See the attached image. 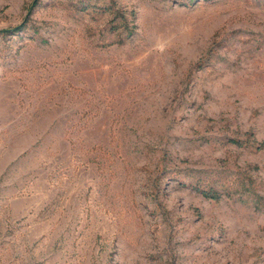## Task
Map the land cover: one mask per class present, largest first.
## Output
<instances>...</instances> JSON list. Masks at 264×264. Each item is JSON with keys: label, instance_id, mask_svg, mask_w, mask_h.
<instances>
[{"label": "rangeland", "instance_id": "rangeland-1", "mask_svg": "<svg viewBox=\"0 0 264 264\" xmlns=\"http://www.w3.org/2000/svg\"><path fill=\"white\" fill-rule=\"evenodd\" d=\"M0 32V264H264V0H0Z\"/></svg>", "mask_w": 264, "mask_h": 264}, {"label": "trees", "instance_id": "trees-1", "mask_svg": "<svg viewBox=\"0 0 264 264\" xmlns=\"http://www.w3.org/2000/svg\"><path fill=\"white\" fill-rule=\"evenodd\" d=\"M1 33L2 32H0V34ZM261 147H264V144H262ZM196 190L198 192H200L206 198H211V199H215V200H219L220 199V195L217 192H214L212 190H204V189H201V188H196Z\"/></svg>", "mask_w": 264, "mask_h": 264}]
</instances>
